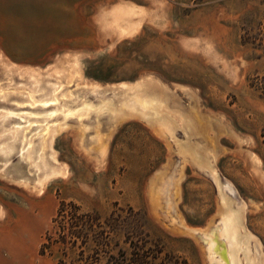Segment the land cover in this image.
I'll return each mask as SVG.
<instances>
[{"label": "rangeland", "instance_id": "rangeland-1", "mask_svg": "<svg viewBox=\"0 0 264 264\" xmlns=\"http://www.w3.org/2000/svg\"><path fill=\"white\" fill-rule=\"evenodd\" d=\"M115 9L124 17L113 24ZM118 26L135 29L123 34ZM263 40L264 0H0V54L9 64L52 67L69 53L80 84L157 79L166 87L216 171L207 163L184 168L174 197L180 216L216 224L245 213L258 264ZM161 152L152 130L128 124L110 145L106 168L88 163L77 140L60 134L54 161L66 164V180H46L41 196L29 162L15 151L0 155V264H203L205 245L148 212Z\"/></svg>", "mask_w": 264, "mask_h": 264}, {"label": "water", "instance_id": "water-1", "mask_svg": "<svg viewBox=\"0 0 264 264\" xmlns=\"http://www.w3.org/2000/svg\"><path fill=\"white\" fill-rule=\"evenodd\" d=\"M69 53L52 67L9 64L0 54V155L29 162L34 192L46 180H66V164L54 161L60 134L77 140L88 163L109 168L110 145L128 124L150 129L162 145L159 172L149 178L152 218L203 245V264H258V251L244 230L245 213L214 224L184 219L174 197L184 168L213 155L188 115L171 107L157 79L136 83L80 84L78 59Z\"/></svg>", "mask_w": 264, "mask_h": 264}, {"label": "bare ground", "instance_id": "bare-ground-1", "mask_svg": "<svg viewBox=\"0 0 264 264\" xmlns=\"http://www.w3.org/2000/svg\"><path fill=\"white\" fill-rule=\"evenodd\" d=\"M115 8V7H114ZM123 12V11H122ZM122 12L120 13V11L119 10H117V9H115L114 11H112V23L113 24H115L114 23V21H116V19L120 16V17H124V15L122 14ZM121 14L123 15V16H121ZM130 26V25H129ZM117 27V26H116ZM131 27V26H130ZM130 27H127V28H122L121 26H118V28L120 29L119 30V32L120 33H123V34H127V33H129V31H131V32H133V30L135 29H131ZM228 214V213H227ZM230 214H233V213H230ZM10 217V216H9ZM8 218V217H7ZM229 218H232V216L231 215H229V216H225L224 218H222V220L221 221H224V220H227V219H229Z\"/></svg>", "mask_w": 264, "mask_h": 264}, {"label": "trees", "instance_id": "trees-1", "mask_svg": "<svg viewBox=\"0 0 264 264\" xmlns=\"http://www.w3.org/2000/svg\"><path fill=\"white\" fill-rule=\"evenodd\" d=\"M263 41H264V40H263ZM86 216H88L89 218H91L90 215H88V214H86Z\"/></svg>", "mask_w": 264, "mask_h": 264}]
</instances>
